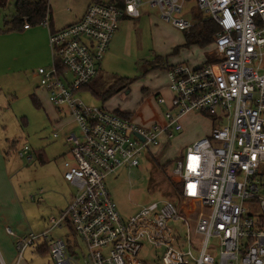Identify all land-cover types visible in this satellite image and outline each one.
I'll return each mask as SVG.
<instances>
[{"label": "built area", "instance_id": "built-area-1", "mask_svg": "<svg viewBox=\"0 0 264 264\" xmlns=\"http://www.w3.org/2000/svg\"><path fill=\"white\" fill-rule=\"evenodd\" d=\"M191 1L220 28L213 60L168 69L171 98L153 95L165 106L159 118L141 123L84 100L82 92L98 76L124 18L140 17L148 6L189 30L195 23L185 17ZM50 23L48 7L42 25L50 29L52 62L37 75L50 102L79 127L66 136L70 157L64 161V177L78 191L52 217L49 230L18 237L19 256L66 226L84 244L85 264H264V0H92L78 21L59 29ZM191 113L221 124L177 160L180 200L155 201L124 218L106 177L122 166H138L143 155L182 130ZM19 155L33 159L28 145ZM7 232L14 234L10 227ZM67 241L50 239L51 257L56 264H79ZM144 242L163 252L140 259Z\"/></svg>", "mask_w": 264, "mask_h": 264}, {"label": "rangeland", "instance_id": "rangeland-1", "mask_svg": "<svg viewBox=\"0 0 264 264\" xmlns=\"http://www.w3.org/2000/svg\"><path fill=\"white\" fill-rule=\"evenodd\" d=\"M90 1L92 0H50L54 17L58 19L56 27L62 28L68 25L67 22H73L83 13L86 4ZM16 2L17 0H8L7 7L0 8V25L4 23L5 18L12 15ZM196 8L194 1L188 3L185 17L193 20V12L199 13ZM213 51L214 46L210 48H201L197 45L186 46V31L175 27L158 11L151 9L149 14H143L141 18L130 19L121 24L110 51L102 60L103 72H100L99 80L98 76L96 78L101 88L114 84L119 77L133 79V82L128 88L106 100L96 97L91 92H84L82 96L86 102L109 108L110 111L142 110L145 116H150L153 112L150 103L144 108L141 105L150 95L151 89L156 90L169 84L168 69L163 65L162 59L167 64H178L182 61L184 64L196 67L195 65L199 62L206 60L207 53ZM27 53L28 57L33 56L31 52ZM157 57L162 59L157 60ZM196 62L198 63L193 64ZM35 64H38V59L28 65V68H33ZM35 68L37 70L38 65ZM36 85H40L37 79L31 83L19 73L0 77V122L2 126H5L2 128L1 136L16 141V149H13L10 154L17 156L18 166L23 168L18 174V179H15L17 180L15 184L18 183L19 186L24 187L29 198H34L36 203L41 201L38 197L42 195H38V189L47 188L43 204H48L49 206L44 207L50 211L46 216L59 211L60 215L62 210L69 206L72 195L78 191L64 177L63 162L66 153L63 152L69 147V144L65 142L66 135L71 132L78 133L79 127L72 123L71 116V118L69 116L57 118V121L67 118L65 123L68 122V125L60 127L56 125V119L47 115L45 105L36 106L31 95ZM48 104L52 109H56L50 100ZM160 108L163 111L165 106ZM156 111L162 114L160 110ZM182 124L183 129L174 131V136L167 141V144L164 143L152 149L153 156L145 154L141 157L138 166H122L106 177V187L124 218L136 215L144 205L155 201L178 202L181 182L173 172L177 160L184 159L188 146L209 135L212 128L220 126L221 121L214 120L213 117L204 113H191L182 119ZM26 145L30 146L34 153L35 157L32 161L19 155V151ZM40 149L46 157L45 164L39 162L38 150ZM65 198L70 200L64 207L57 212L51 210L52 207L60 205ZM49 227L50 225L47 230ZM58 230H60L59 235H64L66 240L68 239L69 255L78 258L79 264H85L83 261L85 246L81 240L69 230V236L66 237V226ZM58 230L49 232L48 239H56ZM44 231L31 232L38 234ZM42 252L37 249L34 252L26 251L20 264H56L50 255ZM162 252V248L144 242L139 258L151 261Z\"/></svg>", "mask_w": 264, "mask_h": 264}, {"label": "crops", "instance_id": "crops-1", "mask_svg": "<svg viewBox=\"0 0 264 264\" xmlns=\"http://www.w3.org/2000/svg\"><path fill=\"white\" fill-rule=\"evenodd\" d=\"M91 2L92 1L86 4L83 13L80 16H77L73 22H76L79 19H81L88 5ZM49 4L52 12V21H51L52 29H59L58 27H56V21H58V19L54 17L50 0H49ZM150 11L151 8L145 6L143 8L142 15L138 18H141L143 14H149ZM138 18H129V17L124 18L121 21L120 26L123 22L129 21L130 19H138ZM73 22H67V23L69 25ZM3 26L4 23L0 25V28ZM119 29L113 36L109 49L106 53L110 51V47L114 41V38L118 35ZM49 34H50V29L48 27H45L44 25L31 26L29 28H25L20 31L0 32V77L5 76L7 74L19 73L22 74L23 77L27 78L28 81H30L31 83H33L34 79H37L39 81V76L37 75V70L35 67L37 65L38 68L41 66H48L49 63L51 64L52 62V50L49 42ZM27 52H31L33 56L28 57ZM36 59H38V64H35L33 68H28V65L33 63ZM190 61L193 62L192 60ZM190 61H188V63L192 64ZM204 62L205 61L199 63L196 62L193 64L198 63L197 65H195L196 67H198L202 65ZM179 63H183V62L180 61ZM170 65H174V64L171 63ZM101 71L103 72L102 61L99 63L98 80ZM98 80L96 82H98ZM84 92H90V91L85 90ZM84 92H82V94ZM155 93H160L161 95L165 96L166 99L168 100L172 96L171 95L172 93L168 86H164L156 90L151 89L150 95L146 97L145 102H143V104L141 105V107L144 108L146 105L150 103L151 108L153 109V112L150 116H145L142 110L134 111L131 109H122V110L117 109L116 111L129 113L133 116L134 119H136L138 122L141 123L151 122L152 120L160 117L159 113H157L156 110H160V112H162V109L160 107L161 106L163 107V105H159L155 101L153 96ZM31 95H32V100H33V96H35V98L38 100V103L40 104L39 107H41V105L46 106L45 111L47 115L52 116L54 119H56V125L60 127L68 125L67 124L68 122L65 123L67 118H64L65 120L60 119L62 121H57V118H59L60 116L70 117L67 110H62V109L60 110L57 108L52 109L51 106L48 104L49 97L47 91L42 86L40 85L34 86L33 93ZM71 121L72 123H74L73 119ZM4 127H5L4 125L2 126V122H0V264H20V261L23 258V255L26 251L30 250L34 252L37 249V251L42 252L43 249L41 247L45 246L44 244L46 243V241L40 240L39 244L35 246V248L28 247L24 251L23 255L20 257L16 245L18 237L27 235L31 233V231L33 230L39 232L44 230L46 231L49 225H50L49 227L50 229L52 225L51 224L52 217H58L60 211L59 212L57 211L60 210L62 207H64L69 202L70 199L68 200V198H65L60 205L52 207L51 210L56 211L58 214L57 213L54 214L52 212L51 214H54L52 215V217L50 216L51 214L49 216H46L49 213L48 211H50L44 207L45 205L47 206L49 205L43 204V202H45L44 195H46L45 191H47V188L42 187L38 189L39 191L38 195L42 194L43 196L42 195L39 196L38 199L41 201L36 203L35 202L36 200L34 198L32 197L31 199L29 198L28 193L26 192V189L24 187L19 186L18 183L17 185L15 184V182L17 181V180L15 181V179L18 177V174L21 172L23 167L21 168L20 166H18L19 160L17 156L10 154L13 149H16V141L15 140L11 141L9 140V138H5L1 136L2 128ZM65 142L67 143V141ZM68 151H69V147L66 151L63 152L64 154L66 153L65 160L70 157L68 155ZM38 152L40 157L39 162L45 164L46 157L44 155V152L42 151V149L38 150ZM31 153L34 159L35 156L34 153L32 152V149H31ZM63 170L65 171L64 162H63ZM75 195L74 194L72 195L71 200H73ZM7 227H10L13 230L14 234H9L7 232ZM62 228L63 227L54 228L53 230L56 229L58 230ZM68 230L70 232L69 227H67V233L65 234L66 237L69 236ZM59 231L60 230H58V234L55 238H61V239L65 238L64 235L61 234L59 235L60 233ZM17 253H18V258H17ZM46 254L51 256L50 252Z\"/></svg>", "mask_w": 264, "mask_h": 264}, {"label": "trees", "instance_id": "trees-1", "mask_svg": "<svg viewBox=\"0 0 264 264\" xmlns=\"http://www.w3.org/2000/svg\"><path fill=\"white\" fill-rule=\"evenodd\" d=\"M7 5H8V0H0V8H6ZM48 7L50 9V20L52 21V12L50 8L49 0H17L12 15L4 19V26L0 28V32L20 31L22 29H25L24 26L26 24H29L30 27L41 25L43 20L45 19ZM198 11H199L198 14L193 12V17L195 19L194 26L189 30H185L186 46L197 45L200 46L201 48H210L211 46H214L216 34L219 32L220 28L218 24L211 18L208 17L203 18L205 17L203 11L200 10ZM50 24L52 25V22ZM158 59L161 60L162 57H157V60ZM212 60H213V54L210 52L207 53V57L204 63L205 64L210 63L212 62ZM162 61H163V65L166 66L167 69H169L172 66L170 64H167L163 59ZM132 82L133 79L119 77L116 79L114 84L112 83L107 88H101L99 86V83L96 82V80H94L92 83L87 85L84 88V90L90 91L96 97L106 100L112 97L113 95L117 94L118 92L128 88V86ZM33 100L35 102V105L39 107L40 104L38 103V100L35 98V96H33ZM123 114L130 115L129 113H123ZM150 155H152V153ZM181 192H182V185L180 183V194ZM69 228L70 231L73 233L72 227ZM44 245L45 246L41 247L43 249V252L44 253L50 252V249L48 247V242H46Z\"/></svg>", "mask_w": 264, "mask_h": 264}]
</instances>
